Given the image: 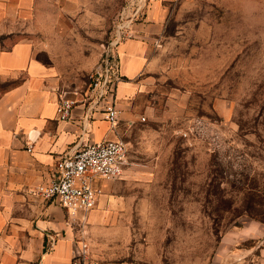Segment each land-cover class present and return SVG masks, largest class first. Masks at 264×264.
Wrapping results in <instances>:
<instances>
[{
    "label": "rangeland",
    "instance_id": "1",
    "mask_svg": "<svg viewBox=\"0 0 264 264\" xmlns=\"http://www.w3.org/2000/svg\"><path fill=\"white\" fill-rule=\"evenodd\" d=\"M130 1L37 0L33 32L0 49L47 48L60 96L82 100ZM164 4L119 100L131 169L113 211L86 225L85 264H264V0Z\"/></svg>",
    "mask_w": 264,
    "mask_h": 264
},
{
    "label": "crops",
    "instance_id": "2",
    "mask_svg": "<svg viewBox=\"0 0 264 264\" xmlns=\"http://www.w3.org/2000/svg\"><path fill=\"white\" fill-rule=\"evenodd\" d=\"M165 2L145 0L132 26L136 38L118 46L124 77L117 91L119 108V100L135 92L130 81L145 69L153 36L162 32ZM36 6L37 0H0V44L33 32ZM61 83V71L47 48L20 38L0 49V88L6 89L0 92V264H73L78 220H71L57 202L45 201L35 190L54 178L56 162L82 142L124 139L126 113L113 128L103 114L92 115L80 104L72 120H61ZM130 169L119 180L99 181L104 194L90 212L89 224L98 226L113 211V190Z\"/></svg>",
    "mask_w": 264,
    "mask_h": 264
},
{
    "label": "built area",
    "instance_id": "3",
    "mask_svg": "<svg viewBox=\"0 0 264 264\" xmlns=\"http://www.w3.org/2000/svg\"><path fill=\"white\" fill-rule=\"evenodd\" d=\"M144 7L145 0L129 2L121 15V24L114 41L106 49L99 67L90 74L89 86L82 100H78V93L76 97L60 96L58 115L61 120H72L74 109L82 104L92 115L103 114L113 128L119 124L122 110L117 104V91L124 77L118 46L124 40L136 38L132 26L141 16ZM159 42L156 41V45ZM145 120L143 117L142 121ZM27 150L31 153L33 147L29 145ZM130 165L131 149L122 138L82 142L72 153L63 155L56 162L54 178L36 188L38 196L48 202H57L67 211L71 220L79 222L80 234L73 252V264H85L88 251L85 226L90 212L98 206L100 197L104 194L103 188L98 185L99 181L121 179Z\"/></svg>",
    "mask_w": 264,
    "mask_h": 264
},
{
    "label": "trees",
    "instance_id": "4",
    "mask_svg": "<svg viewBox=\"0 0 264 264\" xmlns=\"http://www.w3.org/2000/svg\"><path fill=\"white\" fill-rule=\"evenodd\" d=\"M4 90H6V89L5 88H1V92L4 91Z\"/></svg>",
    "mask_w": 264,
    "mask_h": 264
}]
</instances>
